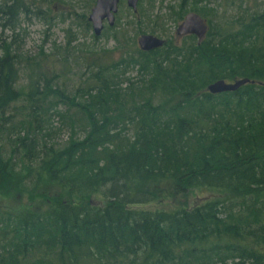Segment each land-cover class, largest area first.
Here are the masks:
<instances>
[{"label": "trees", "instance_id": "obj_1", "mask_svg": "<svg viewBox=\"0 0 264 264\" xmlns=\"http://www.w3.org/2000/svg\"><path fill=\"white\" fill-rule=\"evenodd\" d=\"M24 8L12 0L0 14L12 20ZM253 12L217 30L208 23L200 44L190 35L184 46L137 50L150 73L127 88L108 73L134 56L111 68L94 62L73 96L36 67L22 94L19 55L3 44L0 138L23 97L33 122L21 123L8 157L0 144V197L31 184L47 202L17 217L0 205V264H264V7ZM239 78L256 83L207 91ZM59 103L88 121L85 136L40 146V118ZM195 188L219 194L176 210L136 207ZM91 194L104 204L62 198Z\"/></svg>", "mask_w": 264, "mask_h": 264}, {"label": "rangeland", "instance_id": "obj_2", "mask_svg": "<svg viewBox=\"0 0 264 264\" xmlns=\"http://www.w3.org/2000/svg\"><path fill=\"white\" fill-rule=\"evenodd\" d=\"M22 2L26 9H18L12 20L0 14V54L1 46L6 43L19 55L17 87L22 94L27 93L32 68L36 67L49 79H54L55 85L66 90V94L70 96L75 95L76 87L90 75L88 67L94 62L111 68L134 56L136 63L108 74L118 76L123 88L131 86L130 81L134 84L141 82L143 75L150 73L143 71L138 63L144 61L137 53V39L143 34H152L165 39L169 44L184 46L182 39L185 37L178 39L175 32L179 23L191 12L201 15L217 30L226 21L235 24L242 14L252 15L255 13L253 11L264 7V0H139L138 11L135 13L128 6L127 0H120L115 25L110 27L106 24L102 34L97 37L88 21L96 0ZM10 4L12 0H0V8ZM144 58L150 60L152 57ZM43 83L41 80V85ZM23 98L13 104L6 114L10 113L12 116L10 124L6 125V132L0 138L6 157L12 153L17 136L26 133L28 127L24 129L21 123L27 124L32 119ZM160 99L161 95L157 94L156 101ZM40 119L44 128L36 133L40 146L45 142L55 148L66 145L71 138H84L86 124L88 125L81 113L63 103L51 106ZM20 154L19 149L18 158L21 157ZM27 187L28 190H18L12 196L0 197L3 213L17 217L45 207L46 197L44 199L42 195L32 192L31 184ZM43 187L46 185L41 183L38 188ZM218 194L215 189L195 188L185 198L178 197L174 201L156 200L136 207L176 210L182 206L202 203ZM62 198L76 204L94 201L93 205L100 206L105 202L99 194H91L86 198L77 195ZM47 199L50 198L47 196Z\"/></svg>", "mask_w": 264, "mask_h": 264}, {"label": "water", "instance_id": "obj_3", "mask_svg": "<svg viewBox=\"0 0 264 264\" xmlns=\"http://www.w3.org/2000/svg\"><path fill=\"white\" fill-rule=\"evenodd\" d=\"M120 0H96L95 5L91 9L88 21L92 25L95 36H100L104 30V21L107 20L110 26L115 23V15L119 9ZM139 0H127V4L134 12L138 11ZM209 25L198 13L191 12L177 26L175 35L178 39L186 36H196L200 44L208 32ZM139 49L144 52H150L162 48L166 44V40L152 34H143L137 39ZM248 83H256L249 78H239L231 82L219 79L207 86V91L211 94H220L224 92L237 91ZM264 85V82H258ZM94 201L91 202L93 204ZM101 206V205H100Z\"/></svg>", "mask_w": 264, "mask_h": 264}, {"label": "flooded vegetation", "instance_id": "obj_4", "mask_svg": "<svg viewBox=\"0 0 264 264\" xmlns=\"http://www.w3.org/2000/svg\"><path fill=\"white\" fill-rule=\"evenodd\" d=\"M131 9H132V8H131ZM132 10H133V9H132ZM135 13H136V12H135ZM116 14H117V13H116ZM115 20H116V15H115ZM89 23H90V22H89ZM90 24H91V23H90ZM106 24H107L108 26H110L107 20L104 21V27H105ZM114 25H115V23H114ZM114 25H113V26H114ZM110 27H111V26H110Z\"/></svg>", "mask_w": 264, "mask_h": 264}]
</instances>
